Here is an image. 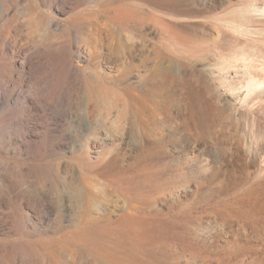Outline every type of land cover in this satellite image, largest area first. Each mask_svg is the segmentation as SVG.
Instances as JSON below:
<instances>
[{
    "label": "rangeland",
    "instance_id": "obj_1",
    "mask_svg": "<svg viewBox=\"0 0 264 264\" xmlns=\"http://www.w3.org/2000/svg\"><path fill=\"white\" fill-rule=\"evenodd\" d=\"M88 99L92 124L60 109ZM76 187L96 236L80 197L56 204ZM259 235L264 0H0V248L16 264H264Z\"/></svg>",
    "mask_w": 264,
    "mask_h": 264
},
{
    "label": "bare ground",
    "instance_id": "obj_2",
    "mask_svg": "<svg viewBox=\"0 0 264 264\" xmlns=\"http://www.w3.org/2000/svg\"><path fill=\"white\" fill-rule=\"evenodd\" d=\"M91 97V96H90ZM89 97V98H90ZM91 98H93V97H91ZM89 102H91V99H88V101H87V106H73V108L72 109H70L69 107H63V106H60V109L63 111V113L66 115V117H68V118H72L73 120H74V122L75 123H79V125H81V124H92L91 123V121H92V116H87V113L89 112H91L90 110H92V109H89L88 107H90L89 106ZM92 103H93V101H92ZM85 105V104H84ZM52 107V105H48V104H45L44 105V108H40L41 110H47V109H50V108ZM64 115V116H65ZM61 116H63V115H61ZM124 117V116H123ZM124 119H126V117H124ZM130 126H132L133 128L135 127V128H137V125L133 122L132 124H130ZM89 126L88 125H85L84 126V128H88ZM123 133H125L124 132V128L121 130ZM209 172V171H208ZM207 172H205V173H202L204 176H207V174H206ZM201 174V175H202ZM218 175H220V172L218 173V172H212V173H210V176H211V182L212 181H216V179L219 177ZM221 175H223L222 173H221ZM203 176V177H204ZM202 177V178H203ZM209 177V176H208ZM206 178V177H205ZM199 179H201V177L199 178ZM87 180V179H86ZM85 180V181H86ZM88 181V180H87ZM87 183V182H86ZM85 185H88V184H85ZM85 187H87V186H85ZM84 187V188H85ZM85 190H87V188H85L84 189V191ZM82 191V190H81ZM83 191V192H84ZM88 192H90V191H88ZM85 193V192H84ZM59 194H60V200L59 201H56V204L57 205H59L60 206V208H65V207H68L67 205H73V203H74V201H71L70 202V200L69 199H67L68 197H70V196H77L79 199H80V203H83L82 205H81V210L82 211H84V214H83V216L81 217V221H82V223L84 224L85 223V225H83L84 227L87 225V223H88V225H89V223H90V232H91V228H93L91 225H94V223L97 221V219H94V216H93V212H94V210H93V204H92V199H91V197L92 196H90L92 193L90 192V195H89V197H86V194H85V196H81L79 193H78V187H76V188H74L72 191H67L66 189H63L62 191H59ZM95 196V195H94ZM93 198V197H92ZM94 198H96V197H94ZM76 202H77V204H78V199L76 200ZM99 202V201H98ZM100 203V202H99ZM97 204V203H96ZM97 206V205H96ZM95 206V207H96ZM99 207V206H98ZM97 208V207H96ZM101 208V207H100ZM130 210V209H129ZM96 211V210H95ZM125 211V210H124ZM99 212V211H98ZM131 212V211H130ZM125 213H126V211H125ZM125 213H123V215L122 216H124V214ZM129 213V212H128ZM128 213H126L127 215H128ZM121 214V213H120ZM125 214V216L124 217H126L127 215ZM129 214H131L132 215V218H134V219H130V215L128 216L129 218L127 219V217L126 218H124V217H122V216H120V218L122 217L123 218V221H124V219H126V221H128V223H126V221H125V223H126V226H124V224H123V227H124V229H121L122 231L123 230H125V227H126V229H128L127 228V225H129V224H131L134 220H135V217H133V215H134V213L132 214V212L131 213H129ZM96 215V214H95ZM136 216H138V215H136ZM102 218V217H101ZM119 218V217H118ZM138 218H140L139 216H138ZM100 219V218H99ZM103 219V218H102ZM107 219V220H106ZM105 220V222L107 223V221L108 220H110V218L108 219V218H106ZM129 219H130V221H132L131 223H129ZM140 219H142L143 220V218H140ZM110 221H112V219L110 220ZM122 221V222H123ZM138 220L136 219V221L134 222V226H135V224L136 223H138L137 222ZM145 221V220H144ZM144 221H142V222H144ZM98 222H99V220L97 221V224H98ZM103 222H104V219H103ZM109 222V221H108ZM113 222V221H112ZM112 222H110L111 223V225H112ZM115 222H117L116 220H115ZM139 222H141V220L139 221ZM141 222V223H142ZM102 223V220L100 221V225H102L101 224ZM103 224V225H108L107 226V229H108V227H109V224ZM120 223H121V221H120ZM96 224V223H95ZM96 224V225H97ZM114 224V223H113ZM140 224V223H139ZM139 224H137V229H138V231L139 232H137V230H136V227L134 228V227H132V229L134 228V230H136V232H134L133 234V238L135 239H133L132 241H134L132 244H134V243H136L137 244V246L140 244V243H138L137 241H139L140 239H136L135 237H140L141 236V234L139 235V233H141L142 231V229L144 230L145 229V227L143 228V225H141V227L142 228H140V225ZM145 224V223H144ZM88 225L85 227L86 229H88ZM95 225V226H96ZM102 225V226H103ZM114 225H116V224H114ZM117 225H120V224H117ZM116 225V226H117ZM132 225H133V223H132ZM151 225V224H149V223H147V229L149 230V226ZM156 225V224H155ZM257 225V224H256ZM83 226H81V227H83ZM98 226V225H97ZM97 226H96V228H97ZM101 226V227H102ZM105 226H103L102 228H104ZM114 227V226H111V227H113V230L115 229V228H117V227ZM131 226V225H130ZM146 226V225H145ZM154 226V225H153ZM99 228H100V226H98ZM120 226H118V228H119ZM122 228V227H121ZM249 228V227H248ZM131 228H129V230H132ZM252 229V228H251ZM96 230H98V229H93L92 231L94 232L93 234H95L96 232H98V231H96ZM100 230V229H99ZM103 230H106V229H103ZM111 230V229H110ZM109 230V231H110ZM133 230V231H134ZM96 231V232H95ZM101 231V230H100ZM112 231V230H111ZM118 231V230H117ZM238 231V230H237ZM143 232H145V231H143ZM146 232H148V231H146ZM246 232V231H245ZM137 233V236H135V234ZM234 233V232H233ZM248 233V232H247ZM92 234V233H91ZM144 235H145V233H143ZM139 235V236H138ZM239 235V234H238ZM91 236V235H90ZM89 236V237H90ZM93 236H96V234L95 235H92V237ZM88 237V238H89ZM256 237V236H255ZM91 238V237H90ZM95 238V237H94ZM94 238H92V239H90V241L92 240V242H94L93 241V239ZM257 239L256 240H258V241H260L262 244V246L263 247H261V246H255L256 248H258V247H260L261 249H260V252H262L263 254H264V235H259V236H257L256 237ZM142 239H143V236H142ZM150 239V238H149ZM255 239V238H254ZM95 240V239H94ZM136 241V242H135ZM241 242V241H240ZM90 243V242H89ZM92 244V243H91ZM126 245V244H125ZM249 245V244H248ZM257 245V244H256ZM136 247V246H135ZM245 247H248V246H245ZM248 249V248H247ZM250 249V248H249ZM248 249V250H249ZM252 249V248H251ZM253 250V249H252ZM104 251V250H103ZM109 250H106L105 251V253H103L102 254V256L104 255V254H106L107 252H108ZM125 251V250H124ZM124 251H122L121 250V253L122 252H124ZM256 251H257V249H256ZM111 252V251H110ZM120 252V251H119ZM118 252V253H119ZM131 252V251H130ZM246 252H247V250H246ZM251 252V251H250ZM258 252V251H257ZM116 252H114V253H112V254H110L109 256H113L114 254H115ZM127 253V252H126ZM107 254H109V252L107 253ZM131 254V253H130ZM249 254V253H248ZM254 254V253H253ZM259 254V253H258ZM122 255H124V254H122ZM106 255H104V257H105ZM109 256L107 257H105L106 259H109ZM116 256V255H115ZM246 257H247V255H245ZM16 257H17V252H16V249H15V247L12 245V244H10V245H5V246H1V248H0V260H1V262L3 263V264H16ZM28 257H29V259H30V264H33L32 262H31V252L30 253H28ZM251 257V256H250ZM111 258V257H110ZM121 258V257H120ZM259 258V257H258ZM263 258V257H262ZM111 259H115V261H113L114 262V264H116L115 262H116V258L115 257H113V258H111ZM110 260V259H109ZM118 260H120V259H118ZM124 260V259H123ZM123 260H120V261H122L120 264H122L123 263ZM139 260V259H138ZM261 260V259H260ZM120 261H118V262H120ZM126 261V260H125ZM248 261V260H247ZM118 262H117V264H118ZM257 262V261H256ZM255 264V263H254Z\"/></svg>",
    "mask_w": 264,
    "mask_h": 264
}]
</instances>
